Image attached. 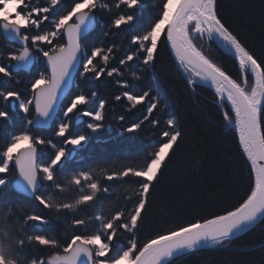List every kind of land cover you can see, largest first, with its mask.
I'll list each match as a JSON object with an SVG mask.
<instances>
[{"label": "snow or ice", "instance_id": "6c2138e0", "mask_svg": "<svg viewBox=\"0 0 264 264\" xmlns=\"http://www.w3.org/2000/svg\"><path fill=\"white\" fill-rule=\"evenodd\" d=\"M61 3L0 0V37L9 41V50L0 51V122L11 121V108L25 114L29 128H47L56 120L62 98L76 74L95 80L103 75H121L120 68L109 67L115 47L86 50L85 41L96 27V15L104 12L109 17L105 37L113 29H136L130 38L133 49L119 61L128 67L129 62H137L138 71L131 73L133 79L141 81L155 72L163 43L189 87L206 84L214 89L223 120L232 126L248 166L251 184L237 206L158 232L140 243L137 231L151 190L183 132L177 118L170 117L165 121L166 130L161 132L162 140L142 167L121 163L99 172L80 170L65 184L57 174L59 166L89 140L85 133L73 134L74 124L87 117V129L95 133L103 127L105 102L100 101L95 111L83 110L80 106L88 104L96 93L89 97L81 92L68 100L56 124L54 135L63 138L62 146L25 129L10 134L8 143L0 148V189L14 168L19 192L54 211L58 220H70L67 234H29L27 226L47 225L50 219L27 213L16 219L0 210V264H172L178 257L223 246L264 220V60L258 59L220 16L219 0H159L156 15L146 26L138 19L143 0H71L66 11L53 15ZM204 37L232 54L242 73L240 81L199 46L197 40ZM37 62L44 65V71L24 90L4 86L13 80L20 84L16 73L30 71ZM249 76L253 81L250 91ZM117 83L122 88L128 86L126 81ZM122 96L132 108L148 100L146 120L162 100L159 89L153 93L151 88L141 95L124 91ZM115 99L119 101L121 96ZM29 115L31 118H27ZM150 123L155 127L160 120L152 119ZM140 129L141 123H134L124 131L135 133ZM44 145L53 150L47 163L39 159V146ZM101 180L131 183L138 190L129 202L105 203L111 185H102ZM124 233L128 234L127 243L121 246L119 237ZM25 248L33 255H26Z\"/></svg>", "mask_w": 264, "mask_h": 264}, {"label": "trees", "instance_id": "16d2710c", "mask_svg": "<svg viewBox=\"0 0 264 264\" xmlns=\"http://www.w3.org/2000/svg\"><path fill=\"white\" fill-rule=\"evenodd\" d=\"M143 4L138 19L140 25L146 26L156 15L159 0H143ZM70 5L71 0H62L53 15L62 14ZM218 11L248 49L258 59L264 60V0H219ZM96 22V29L85 41L86 50L95 46L115 47L117 51L114 52L109 67L120 68L121 75L114 74L113 77L103 75L99 80L91 76L84 79L78 75L73 91L49 130L29 128L25 114L9 108L11 121L0 122V148L8 143L10 134L25 129H29L33 135L51 139L62 146L63 138H57L54 131L57 122L62 118L64 106L76 94L83 92L91 97V93L95 92L96 96L91 97L88 104L80 107L83 110L95 111L99 102L103 100L105 102L103 127L95 133L87 129V117L82 118L79 124H74L73 134L85 133L89 140L83 148L76 151L73 158L70 155L59 166L57 174L65 184L67 178L80 170L99 172L101 169L117 168L121 163L142 167L162 140L161 132L166 130L165 121L175 116L183 132V138L170 154L162 175L151 190L149 204L142 214L143 219L137 231L138 241L143 243L158 232L197 218H208L237 206L249 191L251 179L248 166L237 147L235 134L229 125H226L217 106L218 98L215 92L203 86H196L192 90L177 71L169 49L163 43L159 48L155 72L144 80L136 81L131 73L138 71L137 62H129L130 67L119 64L120 59L129 54L134 47L130 43V38L136 29H113L105 37L104 32L109 22L108 14L98 12ZM197 43L234 79L238 81L242 79L235 59L223 54L207 37L198 39ZM8 50L9 43L0 37V51L6 53ZM41 71H44V65L37 62L31 72L16 73L20 84L13 80L4 86L24 90ZM117 81H126L127 88H122ZM252 83L249 76V91ZM149 88L153 93L159 89L162 100L160 107L146 120L149 101L145 100L143 104L132 108L122 93L128 91L141 95ZM117 95L121 96V100L115 99ZM121 116L124 117L123 120H120ZM27 118H31V115ZM152 119L160 120V124L153 127L150 123ZM134 123H141L138 132L124 131ZM39 150L40 161L47 163L53 155V150L47 145L39 146ZM15 178L16 172L12 168L6 175L5 186L0 189V210L16 219L25 213L39 214L50 219L51 222L47 225L33 223L27 226L26 232L29 234L41 232L67 234L70 231V220L66 218L58 220L54 211L50 212L37 201L14 191L12 183ZM101 183L111 185L110 195L105 197V203L129 202L134 198V192L138 190L136 185L131 183L106 180H101ZM21 208L24 209L23 212ZM127 237V233L119 237L121 246L126 245ZM25 254L31 256L33 252L25 248ZM172 264H264V221L250 232L225 242L223 246L209 247L187 254L172 261Z\"/></svg>", "mask_w": 264, "mask_h": 264}, {"label": "water", "instance_id": "95a60500", "mask_svg": "<svg viewBox=\"0 0 264 264\" xmlns=\"http://www.w3.org/2000/svg\"><path fill=\"white\" fill-rule=\"evenodd\" d=\"M96 27H97V22H96ZM96 27H95V29H96ZM95 29H94V30H95ZM94 30H93V31H94ZM93 31H92V32H93ZM92 32H90V34H91ZM4 39H5V38H4ZM5 40L9 43V41H8L7 39H5ZM212 42L215 44V46H216V47H217V48H218L223 54L228 55V56H230V57L233 58V56H232V54H231L230 52H227V51L223 50L222 47L218 46L216 42H214V41H212ZM233 59H234V58H233ZM35 65H36V63L31 67V70L35 67ZM31 70H30V71H24V72H31ZM77 76H78V74H76V75L74 76V79H73V81H72V83H71L70 88L68 89V92H67L66 96H65L64 98H62V103H61L60 106H59V110H58V113H57V116H56V120H57V118H58V116H59V114H60V111H61L62 105H63L64 102L68 99V97L70 96L71 92L73 91V88H74V85H75V80H76V77H77ZM182 76H183V75H182ZM183 77H184V76H183ZM184 78H185V77H184ZM185 80H186V79H185ZM195 86H206V87H208V88H210L211 90L214 91L213 88H211L209 85H206V84H197V85H195ZM193 87H194V86H193ZM193 87H191V88L193 89ZM216 103H217V106L219 107V109H220V111H221V113H222V109H221V107L219 106V101L217 100ZM56 120H55V121H56ZM55 121L51 122L50 126L47 127V128H37V127H35V126H32V127H33L34 129L49 130V129H51V128L53 127ZM229 128L232 129V126L229 125ZM73 156H74V155H71V158H73ZM39 159H41V156H40V150H39ZM17 180H18V177H17V175H16V178H15V180H14L13 183H12V186H13L14 191H16L17 193H19L20 195H23V196H25V197H28V196L25 195L24 193H21V192H19V191L17 190V188H16ZM28 198H30V197H28ZM263 221H264V220H261L256 226H254L252 229H250V230L247 231L246 233H248V232H250L251 230H253L254 228H256V227H257L258 225H260ZM246 233L240 234L238 237H240V236H242V235H244V234H246ZM238 237H236V238H238ZM233 239H235V238H233ZM208 248H209V247H208ZM205 249H206V248H205ZM202 250H204V249H202ZM200 251H201V250H200ZM178 258H180V257H178ZM178 258H176V259H178ZM176 259H174V260H176ZM174 260H173V261H174Z\"/></svg>", "mask_w": 264, "mask_h": 264}, {"label": "bare ground", "instance_id": "6f19581e", "mask_svg": "<svg viewBox=\"0 0 264 264\" xmlns=\"http://www.w3.org/2000/svg\"><path fill=\"white\" fill-rule=\"evenodd\" d=\"M195 87H196V86H194V87H193V89H192V88H191V89H192V90H194V89H195ZM203 87H206V86H203ZM62 106H63V105H62ZM61 109H62V108H61Z\"/></svg>", "mask_w": 264, "mask_h": 264}, {"label": "rangeland", "instance_id": "374dc122", "mask_svg": "<svg viewBox=\"0 0 264 264\" xmlns=\"http://www.w3.org/2000/svg\"><path fill=\"white\" fill-rule=\"evenodd\" d=\"M23 147V145H21Z\"/></svg>", "mask_w": 264, "mask_h": 264}]
</instances>
